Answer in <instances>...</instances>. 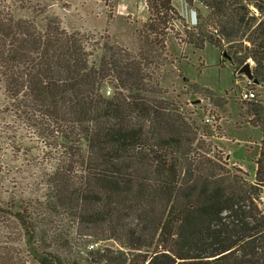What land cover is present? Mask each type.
<instances>
[{
  "label": "trees",
  "instance_id": "trees-1",
  "mask_svg": "<svg viewBox=\"0 0 264 264\" xmlns=\"http://www.w3.org/2000/svg\"><path fill=\"white\" fill-rule=\"evenodd\" d=\"M146 1L136 48L94 51L59 20L41 31L0 1V86L32 138L14 148L40 151L42 167L0 202V264H264V89L243 101L261 137L251 179L160 81L178 20L189 45L228 46L264 82V0H196L206 14L193 28L173 0Z\"/></svg>",
  "mask_w": 264,
  "mask_h": 264
},
{
  "label": "rangeland",
  "instance_id": "rangeland-1",
  "mask_svg": "<svg viewBox=\"0 0 264 264\" xmlns=\"http://www.w3.org/2000/svg\"><path fill=\"white\" fill-rule=\"evenodd\" d=\"M12 7L22 8L17 12L20 19L34 23L38 30H45L49 21L59 20L61 27L78 34L89 51L104 44L119 45L127 49L136 48L139 30L152 17V7L146 0H0ZM173 0L174 8L187 25L196 26L199 14L205 15L202 5L193 0ZM252 12L259 17L257 10ZM176 20L173 28L165 29L167 34L166 53L162 57L160 81L169 99L181 106L186 122L191 124L200 117L205 120L214 117L213 124L206 128L212 133L211 141L218 147V156L227 157L230 167H237L253 178L256 161L260 153V132L247 124L244 102L241 94L253 90L257 96L261 88L249 84L237 76L242 67H229L222 59L225 50L234 57L228 46L216 48L206 46L197 50L187 42L182 22ZM182 36V37H180ZM102 51H95L92 61H100ZM236 61V60H235ZM248 62V61H247ZM246 62V63H247ZM253 67H255L253 62ZM188 80V83L184 79ZM256 87V88H255ZM200 101L193 105L192 102ZM4 89L0 86V202L6 203L14 185L26 188L31 185L41 167L39 152L21 153L16 150L21 141H28L31 135L19 121L7 113ZM32 178V179H31ZM13 186V187H12ZM264 197V194L262 195ZM103 244L113 247L114 243Z\"/></svg>",
  "mask_w": 264,
  "mask_h": 264
},
{
  "label": "water",
  "instance_id": "water-1",
  "mask_svg": "<svg viewBox=\"0 0 264 264\" xmlns=\"http://www.w3.org/2000/svg\"><path fill=\"white\" fill-rule=\"evenodd\" d=\"M195 27L191 25V28ZM222 59L227 61L229 67H236L237 63L227 50H225L222 54ZM253 61L249 60L242 67L237 70V76L243 77L249 84H252L258 88L264 89V82L260 81L256 78L254 73ZM184 81L188 83V80L185 78ZM193 105L200 104V101L192 102Z\"/></svg>",
  "mask_w": 264,
  "mask_h": 264
},
{
  "label": "built area",
  "instance_id": "built-area-1",
  "mask_svg": "<svg viewBox=\"0 0 264 264\" xmlns=\"http://www.w3.org/2000/svg\"><path fill=\"white\" fill-rule=\"evenodd\" d=\"M109 94V93H108ZM257 94L253 90H245L241 94V99L245 102H253L257 99ZM216 121L214 117L208 118L205 120L206 124H213ZM260 209L264 210V197L261 196L259 200ZM98 247V245H92L89 247V250H94Z\"/></svg>",
  "mask_w": 264,
  "mask_h": 264
}]
</instances>
